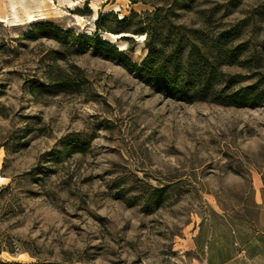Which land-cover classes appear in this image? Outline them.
Returning a JSON list of instances; mask_svg holds the SVG:
<instances>
[{
  "label": "rangeland",
  "instance_id": "374dc122",
  "mask_svg": "<svg viewBox=\"0 0 264 264\" xmlns=\"http://www.w3.org/2000/svg\"><path fill=\"white\" fill-rule=\"evenodd\" d=\"M12 1L0 0V264H264V101L168 97L78 38L119 34L139 64L148 39L225 33L240 47L226 79L261 89L264 0L44 1L45 17L10 26Z\"/></svg>",
  "mask_w": 264,
  "mask_h": 264
},
{
  "label": "trees",
  "instance_id": "16d2710c",
  "mask_svg": "<svg viewBox=\"0 0 264 264\" xmlns=\"http://www.w3.org/2000/svg\"><path fill=\"white\" fill-rule=\"evenodd\" d=\"M109 14L110 12H107L103 17H107ZM154 15H158V10L154 12ZM139 16L136 12H132L130 17L119 19L117 24L127 26ZM142 24L141 22V25L134 32L148 34V25ZM36 28L52 30L55 34L61 32L60 29L50 24L36 25ZM96 29L108 31L100 22L96 23ZM193 33L194 36L202 39L201 46L194 43L195 38L190 35L187 37L181 31L177 36L180 34V36L186 37L188 39L186 44H182V39H173L170 44L162 42L156 44L148 39L146 43L148 52L139 64L133 63L125 56L123 49H119L114 43L102 39L98 33L78 36V38L98 50L108 52L124 66L130 68L137 76L149 81L155 89L163 92L168 97L185 102H214L238 108L254 106L264 101V87L260 89L256 85H246L235 88L233 87L234 83L226 79L227 75L223 72L222 66L233 64L234 60L238 58L236 50H240V47L232 48L228 46L227 34L222 33L212 39L203 32L200 33V31H194ZM63 78L64 76H58L60 86L71 89L72 83ZM68 144L72 145V148L76 146L74 142L66 145ZM257 240L264 243L262 237H258ZM257 247L251 246L248 254H254ZM219 256L220 264H222L231 260L235 255L234 253H226L224 255L219 254Z\"/></svg>",
  "mask_w": 264,
  "mask_h": 264
},
{
  "label": "bare ground",
  "instance_id": "6f19581e",
  "mask_svg": "<svg viewBox=\"0 0 264 264\" xmlns=\"http://www.w3.org/2000/svg\"><path fill=\"white\" fill-rule=\"evenodd\" d=\"M44 1H47L48 3L54 5L55 1L57 0H37L34 6L30 4L27 0H20V2L18 3L12 1L9 5V12L12 16L4 17L1 20L5 21L7 25L17 26L38 19V16L45 17L44 9L42 8V4ZM60 3H62L63 5L69 8H75V6L78 4L76 0H60ZM80 5L79 7H81ZM90 7L92 9H96V2H91ZM111 9H115V8H111ZM107 12L108 10H103L104 14ZM118 37L119 34H112L105 32L102 38L115 43V45H117L120 49H123L122 45L117 42Z\"/></svg>",
  "mask_w": 264,
  "mask_h": 264
},
{
  "label": "water",
  "instance_id": "95a60500",
  "mask_svg": "<svg viewBox=\"0 0 264 264\" xmlns=\"http://www.w3.org/2000/svg\"><path fill=\"white\" fill-rule=\"evenodd\" d=\"M122 36H124V35H122ZM111 42V41H110ZM113 43V42H112Z\"/></svg>",
  "mask_w": 264,
  "mask_h": 264
}]
</instances>
